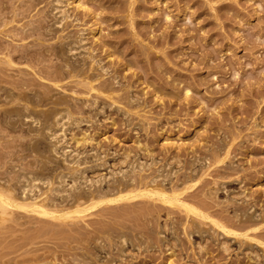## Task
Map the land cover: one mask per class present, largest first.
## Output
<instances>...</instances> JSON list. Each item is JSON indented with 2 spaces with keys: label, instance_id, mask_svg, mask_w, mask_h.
Listing matches in <instances>:
<instances>
[{
  "label": "rangeland",
  "instance_id": "rangeland-1",
  "mask_svg": "<svg viewBox=\"0 0 264 264\" xmlns=\"http://www.w3.org/2000/svg\"><path fill=\"white\" fill-rule=\"evenodd\" d=\"M52 2L0 0V264H264V0Z\"/></svg>",
  "mask_w": 264,
  "mask_h": 264
},
{
  "label": "bare ground",
  "instance_id": "bare-ground-1",
  "mask_svg": "<svg viewBox=\"0 0 264 264\" xmlns=\"http://www.w3.org/2000/svg\"><path fill=\"white\" fill-rule=\"evenodd\" d=\"M63 11H64V8H63L61 0H53L52 5H51V12H52V16L55 22L58 21L60 16H62ZM61 50H64L63 45L61 47ZM63 109L66 110V108H62L61 110L57 108L55 109H49V108L48 109H36L35 110L36 119L39 121V125L36 128L29 127L30 133L33 135L30 145H31L33 154L37 155L41 159V162L39 161L40 170H43L48 165V163L51 161V159L57 156V144H59L60 140L63 139L64 132L68 126V122H69L68 119H70V116H69L70 112L68 114L67 112L68 110L64 112L62 111ZM7 111H8V115L5 116V120L7 117L6 121L10 123H15L16 121L21 119V113L17 109H12V110L7 109ZM50 128H53L54 132L50 133ZM42 140L49 142V144H47L50 147L49 152H45L44 151L45 149H43L40 146V142ZM63 148L64 146L62 147V149ZM141 166L142 165L136 162L135 160L131 164L130 167L140 168ZM164 173H166V171L162 169L159 175H163ZM63 177H64V174L58 175L59 180L56 186H54L53 190H56L58 185L62 184ZM36 180H37L36 177H31V176L25 177V180L23 181L20 180L19 184L22 189V192H25L26 190H30L33 184H35ZM150 187L156 190L160 188L159 184L155 182L151 183ZM1 202H6V199L0 194V203ZM12 202L15 203L16 205L29 206L30 210H36V208L39 207V204L36 202L35 203H18V200L16 199Z\"/></svg>",
  "mask_w": 264,
  "mask_h": 264
}]
</instances>
